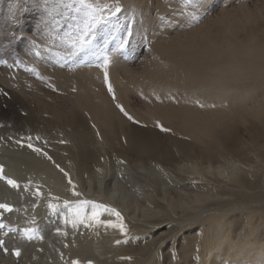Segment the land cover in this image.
<instances>
[{"label": "bare ground", "instance_id": "1", "mask_svg": "<svg viewBox=\"0 0 264 264\" xmlns=\"http://www.w3.org/2000/svg\"><path fill=\"white\" fill-rule=\"evenodd\" d=\"M204 28L198 39L188 42L171 38L163 45L156 40L167 64L157 65L144 78L134 77L126 67L122 75L118 67L111 70L121 101L148 121L161 119L175 131L173 135L130 124L103 92L99 97L83 73L84 77L77 73L69 78L58 72L67 82L73 78L78 87L65 108L66 125H71L62 136L66 143L47 141L56 148L47 146L51 160L42 152L41 156L18 152L9 156L15 166L8 167L18 177L16 166L24 168V178L37 180L33 189L39 187L42 195L32 197L27 211L35 212L34 204H40L39 231L45 238L36 245L22 243L19 258L15 252L11 257L0 252V263L72 264L80 258L83 264H161L162 254V264H264V2L223 0ZM134 87L150 93L176 91L175 96L187 103L145 104V112L138 114L128 102ZM85 111L103 126L99 134L86 125ZM117 132L125 135L124 143ZM53 162L64 171L56 170ZM69 179L82 196L72 195ZM49 193L60 197L62 208L56 215L48 213ZM76 199L116 208L127 232L96 223L79 225L85 234L73 240L75 228L62 225L68 211L62 201ZM102 217L118 222L110 213ZM55 226L67 230L62 262L54 254L61 247L56 241L62 238L52 233ZM15 231L10 232L12 237ZM23 231L20 226L16 232ZM126 237L128 242H123Z\"/></svg>", "mask_w": 264, "mask_h": 264}, {"label": "rangeland", "instance_id": "2", "mask_svg": "<svg viewBox=\"0 0 264 264\" xmlns=\"http://www.w3.org/2000/svg\"><path fill=\"white\" fill-rule=\"evenodd\" d=\"M257 1L258 4L264 2V0ZM104 2L111 4L112 0H104ZM119 2L121 12L108 23L96 26L92 43L88 48L75 51L70 43V38L77 34V27L78 25L82 26L83 20L82 6L78 2L73 3V0H47L46 5L45 0H0V165L4 164V175L14 180L16 179L20 185V188H13L5 179H0V203H8L13 206L12 212H7V214L3 212V216L0 217L6 225L5 233H0V240L5 242V245L0 246V252L5 257H11L10 255L17 248L22 254L20 246L22 243L36 245L38 240L41 241V239L44 240L45 238L44 234L39 231L43 216L40 204H34L35 209H37L34 210L35 212L27 211L34 196L32 195L35 191L33 185L37 180L33 179L34 176H29L28 178L25 176L24 178V168L16 166L15 170L19 171L21 175L18 177L19 174L10 172L8 167L10 165L15 166L9 156L12 158L16 157L18 152H34L33 154L42 152L43 154L47 152V146L52 151L56 149L52 145H48L47 143L49 142L53 144L59 143L60 145L66 143V141L61 143L63 140L62 136L65 135L64 132L68 131V128L69 130L71 129V125H66L68 117L65 108L70 105V99H74L78 87L73 78L67 82L64 78L58 76V72L69 75V78L77 73L80 77L85 75L89 82L94 83L95 90L98 93L103 92L130 124L140 128L154 127L161 132L163 129L156 125V122H159L160 125H163V128L170 129L169 131L163 130L161 133L175 134V131L164 122L162 123L161 119L151 118L148 121L149 118L140 117L141 115L138 116L131 111L119 98V87L112 76L111 70L118 67V70H120L118 74L122 75L121 69L126 67L129 72L134 74V77L138 76L141 79L147 76L149 70H155L158 67L157 65H162V62H164L163 65H166V59L155 45L156 40H160L163 45H167L171 38L179 42L198 39V33L205 29L207 21L219 13L223 0H199V2L198 0L138 1L141 4L143 3L142 5H139L138 2L133 4L126 3L125 0L124 2L119 0ZM70 4L71 6H69ZM131 4L136 6L132 8ZM234 11L231 10V13ZM127 26H131L133 33L130 45L122 52L112 54L111 50L119 44L121 35ZM140 29H142L141 32ZM105 49L112 55V63L108 67V74L115 98H113V92L108 90V82H105L104 79V69L100 66L102 62L100 54ZM37 51L40 52V55H36ZM32 69H36V72H33ZM85 70L88 71V74L85 73ZM37 72L39 75H37ZM131 92L128 95V102L138 114L145 112L146 105L153 106L154 104L165 103L177 106L187 103L185 98H180L178 94V97L175 96L174 92L176 91H171L169 94L161 92L159 94L157 91L151 92V94L141 87H134ZM164 100L168 102L166 103ZM169 100H172L173 103L169 102ZM117 105H122L133 119L129 120ZM86 113V111L83 113L86 118V125L95 134H99L103 126L94 122L89 116L90 114L87 113V115ZM87 120H89V124ZM90 120L94 123H91ZM61 121L66 126L59 125L58 123ZM79 129H83V127L80 126ZM18 133L20 134L18 135ZM47 134H52L54 138L45 140ZM116 134L119 136L120 141L123 142L124 140L125 142V135L122 132H117ZM29 136L31 140L27 139ZM36 136H39L41 140L37 139L36 141ZM28 143H32L34 148L39 147L38 149H41V151L36 152L29 148L27 146ZM39 155L41 156L40 153ZM55 163H52L54 167ZM59 168L61 169L62 165H59ZM55 169L58 170L57 166ZM40 181L37 184H41ZM29 182L31 183L29 184ZM25 185H30L28 190H24ZM1 197L4 198L2 199ZM48 213L54 215L51 210ZM65 214L63 213L62 225H67L64 222ZM101 219L106 220L103 217ZM110 220L114 221L113 219ZM93 224L95 225V223ZM20 226H23V230L25 228L35 229L36 231L31 234L32 238H29L24 231L23 234L16 232ZM63 228L55 226L52 231L53 234H57V237L60 234L62 235V238L56 241L57 244L60 243L61 247L58 246L54 253L58 262H62L63 247L68 245L64 235L67 230ZM78 228L79 226L71 231L73 240L79 236L83 237L85 234L82 229L79 230ZM8 229L16 230L13 232V237L11 236L12 233H10L12 231ZM57 229L61 231L58 233ZM122 240L123 242H128L126 241L127 237ZM117 241L120 240H115V244L121 242L117 243ZM136 242H138V239ZM13 244L16 245L13 246ZM74 245H76V241ZM6 248L7 250H5ZM174 251H176L175 248L172 252L174 253ZM37 252H42V250L40 251V248H38ZM160 255L162 264L163 257L162 254ZM20 256H17V258ZM125 258L128 261L133 260L130 256ZM193 259L196 260L197 257ZM76 261H78V264H83L80 258L76 259ZM49 262L51 263L52 261L50 260ZM29 264L32 263L29 262Z\"/></svg>", "mask_w": 264, "mask_h": 264}, {"label": "snow or ice", "instance_id": "3", "mask_svg": "<svg viewBox=\"0 0 264 264\" xmlns=\"http://www.w3.org/2000/svg\"><path fill=\"white\" fill-rule=\"evenodd\" d=\"M75 2H78L82 6L83 20L82 26L78 25L77 27V34L73 38H70V43L75 51H81L88 48L92 43V38L96 26L102 23L106 24L110 20L114 19L116 15L121 12V6L119 0H112L111 4L104 2V0H73V3ZM45 4L47 5V0H45ZM69 6H71V4ZM132 35L133 33L131 26H127L121 35L119 44L111 50L112 54L122 52L124 49H126L130 45ZM36 55H40V52L37 51ZM100 58L102 61L100 66L104 69V79L105 82H108V90L109 92H113V88L111 86V83L109 82L108 74V67L112 63V55L109 54L108 50L105 49L101 52ZM32 71L36 72V69H32ZM37 75H39L38 72ZM113 98H115L114 92ZM117 106L120 108V111L128 117L129 120L133 119V117L129 115V113L124 109L122 105ZM157 126L161 127L164 131L170 130L167 128H163V125H160L159 122H157ZM27 139L31 140V137L29 136ZM36 139H40V137L37 136ZM19 142L22 143L23 141ZM64 142L65 141L63 140L61 141V143ZM27 146L29 148H33L34 151H41V149L34 148V145L32 143H28ZM44 155L47 156L49 160L52 159V157L48 156L47 153H44ZM57 167L59 168V165H57ZM61 171L63 172L64 170L61 169ZM65 175H67V173H65ZM0 179H5L7 183L13 188H20V185L16 180L4 175L3 165H0ZM30 183L31 182H29V184ZM68 183L69 185H71V192L73 196L80 197L83 195L82 193L76 191V185L73 184L71 179H69ZM24 190H28V185L24 186ZM32 195L37 197L42 195L39 187H37L36 191H34ZM48 195L49 201L47 206L52 211V213L55 214L60 209V197L53 196L51 193H49ZM53 200L57 201V203H53ZM62 204L64 208L68 210L64 216V222L65 224H71L73 228H77L79 225L92 226L94 222L96 224L119 228V230L123 233L127 232V225L124 223V218L121 213L116 208L108 204L88 199L63 200ZM0 210H3L0 211V217H2L3 212H12L13 206L8 203H0ZM104 213H110L114 215L117 218L118 222L113 223V221L111 220H102L101 217L104 215ZM5 227L6 225L0 222V229H3ZM10 231H12V229H10ZM35 231V229L30 228L24 229V233L28 235L29 238H32L31 234ZM60 231V229H57L58 233ZM64 235H67V233H64ZM119 242L120 241H117V243ZM4 243L5 242L3 240H0V246L4 245ZM14 254L16 256H20L21 252L17 248L15 249ZM73 264H78V261H73ZM89 264H91V261H89Z\"/></svg>", "mask_w": 264, "mask_h": 264}]
</instances>
